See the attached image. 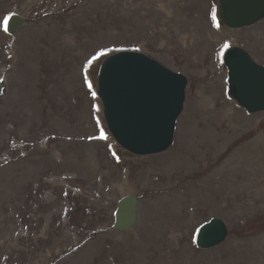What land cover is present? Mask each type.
<instances>
[{"label": "rangeland", "instance_id": "374dc122", "mask_svg": "<svg viewBox=\"0 0 264 264\" xmlns=\"http://www.w3.org/2000/svg\"><path fill=\"white\" fill-rule=\"evenodd\" d=\"M231 47L264 66V20L229 28L218 0H0V264H264V112L228 97ZM121 50L189 79L164 153L109 132L97 77ZM214 217L229 235L201 249Z\"/></svg>", "mask_w": 264, "mask_h": 264}, {"label": "water", "instance_id": "95a60500", "mask_svg": "<svg viewBox=\"0 0 264 264\" xmlns=\"http://www.w3.org/2000/svg\"><path fill=\"white\" fill-rule=\"evenodd\" d=\"M220 20L232 29L254 26L264 20V0H218ZM24 23L20 16L7 20L10 33ZM228 69V92L249 114L264 112V66L242 47L228 48L223 55ZM189 79L158 60L138 51L121 50L104 59L97 77L99 95L109 132L135 156L168 151L175 140L178 120L186 103ZM137 198L124 197L118 204L116 228L130 229L137 219ZM227 225L214 217L197 231L201 249L221 245Z\"/></svg>", "mask_w": 264, "mask_h": 264}, {"label": "snow or ice", "instance_id": "6c2138e0", "mask_svg": "<svg viewBox=\"0 0 264 264\" xmlns=\"http://www.w3.org/2000/svg\"><path fill=\"white\" fill-rule=\"evenodd\" d=\"M101 135L103 136V133H101Z\"/></svg>", "mask_w": 264, "mask_h": 264}]
</instances>
